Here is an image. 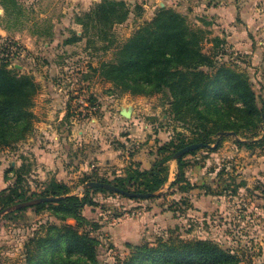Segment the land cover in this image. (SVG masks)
Segmentation results:
<instances>
[{"label": "rangeland", "instance_id": "obj_1", "mask_svg": "<svg viewBox=\"0 0 264 264\" xmlns=\"http://www.w3.org/2000/svg\"><path fill=\"white\" fill-rule=\"evenodd\" d=\"M14 1L17 4L7 3L8 14L0 6V27L8 32L0 35V54L10 51V59L0 55V62L8 63L9 67L24 65V69H17L32 75L39 88L41 82L55 83V79L69 86L61 90L71 104L67 110L77 116L78 122L83 120L88 124L89 133L78 142L69 141L67 131L69 133L71 127L62 123L55 140V100L50 108L52 119L44 120L51 123L49 134L35 127L41 119L34 113L36 119L31 134L12 147L0 149V191L14 184L16 169L23 165L22 186L27 194L39 192L46 182L56 179L70 186L73 194L82 196L84 175L112 179L129 165L127 162L149 168L162 144L197 137L191 123L173 119L165 94L124 93L90 69L89 66L95 67L112 58L114 50L102 47L107 42L97 43L91 51L86 48V40L64 43L81 30L73 20L74 15L89 10L95 2L87 10L82 6L76 10L71 6L76 2L71 0ZM124 1L132 12L125 22L113 27L116 44L124 42L139 26L150 21L158 8H172L183 14L191 27L208 32L204 51L224 53L218 60L245 72L259 97V104L264 103V57L233 50L228 41L220 37L223 43L214 49L211 41L215 37L214 30L200 25L199 16L191 9L193 0ZM176 5L180 6L178 10ZM17 33L20 37L15 38ZM23 34L31 35L30 39ZM78 84L77 89L71 87ZM79 95H85L90 104L98 106L95 114L77 113L86 110L82 106L79 110L74 100ZM121 106L135 109V116L127 119L119 115ZM261 126L257 136L253 129L237 136H221L217 149L199 148L184 157L186 178L192 184L210 186L209 193L193 189L183 194L176 186L168 188L177 172L175 160L168 163V182L160 198L134 200L113 193L92 192L97 205L86 206L84 214L101 225L97 231L101 240L99 260L103 264H118L129 254L127 243L153 244L157 237L172 233L185 239L213 240L238 252L247 264H264V147L248 148L236 143V138L260 137L264 121ZM79 129L80 125L76 128L78 138ZM125 162L126 166L121 167ZM243 180L246 186L239 188L236 194L231 193L233 186ZM51 223H55V218L49 211L36 212L32 207L17 219L0 215V264H23L26 242L42 234Z\"/></svg>", "mask_w": 264, "mask_h": 264}, {"label": "trees", "instance_id": "obj_2", "mask_svg": "<svg viewBox=\"0 0 264 264\" xmlns=\"http://www.w3.org/2000/svg\"><path fill=\"white\" fill-rule=\"evenodd\" d=\"M8 2L17 4L14 0H0V6L7 14ZM131 12L124 0L95 2L89 10L74 15V22L81 26L80 35L75 32L64 43L86 40V48L91 51L97 43L107 42L102 47L114 50L112 58L95 67L89 66L90 69L124 93L165 94L173 119L191 123L197 137L162 144L157 148L158 157L149 168L130 164L123 174L112 179L86 174L81 184L102 181L130 192H159L148 198L157 199L163 196L161 190L168 182V163L174 160L173 155L179 149L192 143L217 149L221 139L219 133L224 131H232L237 136L253 129L255 136L259 135L264 121V103L259 104V97L245 72L218 60L224 53L204 51L208 32L191 27L186 17L172 8H158L150 21L139 26L124 42L116 44L113 27L125 22ZM211 41L214 49L223 43L217 36ZM38 88L32 75L0 62V149L20 143L33 131L34 98ZM213 135L216 136L214 141ZM211 143L216 145L212 147L214 144ZM236 143L248 148L264 147V131L257 139L236 138ZM195 151L175 160L177 172L168 188L176 186L183 194L193 189L210 192V186L192 184L186 178L184 157ZM22 170L23 165L16 169L14 184L0 191V212L13 204L38 197H61L31 206L36 212L49 211L55 223L48 224L42 234L29 238L24 245L23 264H103L98 258L101 240L97 231L101 225L85 216L84 209L97 205L92 192L118 193L96 187L83 189L79 196L73 194L66 183L51 179L39 192L27 194L23 191ZM245 186L246 182L240 181L231 193L236 194ZM28 208L2 215L17 219ZM127 246L129 254L118 264H247L238 252L213 240L185 239L172 233L157 237L153 244L127 243Z\"/></svg>", "mask_w": 264, "mask_h": 264}, {"label": "crops", "instance_id": "obj_3", "mask_svg": "<svg viewBox=\"0 0 264 264\" xmlns=\"http://www.w3.org/2000/svg\"><path fill=\"white\" fill-rule=\"evenodd\" d=\"M71 1L76 2L71 5L72 8L77 10L82 6L83 10H87L93 2H98L100 0ZM175 7L177 10L180 8L179 5ZM64 9V11H66L65 6ZM191 9L199 16L200 25L211 26L214 30L213 35L226 39L231 49L264 57V0H193ZM7 33V29L0 27L1 36H5ZM76 34L80 35V30H77ZM23 36L27 39L31 37V35L28 34H23ZM16 37H20V34L17 33L15 35V38ZM255 40H257V42ZM260 59H262V57H260ZM19 66V68H25L24 65ZM68 87L69 86L56 79L55 83L51 80L40 83L39 92L34 101L33 112L37 115L38 119L41 120L38 121V126L36 125L35 127H38L46 134L51 132V123L44 120L52 119V110L50 108L51 105H53L52 102L55 100V140L58 139L57 137L59 135L58 127L61 126L62 123H65L69 124V127H71L70 132L68 133L67 131L68 140L78 142L80 139H85V136L89 133V126L83 120L82 122H78L77 116L69 113L68 110L71 104L67 102V95L61 92L63 88L66 89ZM71 87L77 89L79 84L72 85ZM53 89H55V92ZM75 89H73V92H76ZM54 96L55 99H53ZM77 97H75V99ZM122 108L123 106L119 108V115ZM132 115L135 116V109L132 111ZM79 125L81 129L77 130L79 134L78 138L76 136V128ZM128 130L131 131V128ZM131 160L139 161L136 158H132ZM128 164L130 165V162H127V165ZM125 166L126 162L122 164L121 167ZM125 168L119 170L120 173L116 175L123 174Z\"/></svg>", "mask_w": 264, "mask_h": 264}, {"label": "water", "instance_id": "obj_4", "mask_svg": "<svg viewBox=\"0 0 264 264\" xmlns=\"http://www.w3.org/2000/svg\"><path fill=\"white\" fill-rule=\"evenodd\" d=\"M19 67H20L19 65L15 64V68H19ZM120 115L123 116L124 118H127V119L130 118L132 115V108L130 106L123 107L120 110ZM263 116H264V114H263ZM219 136H235V133L232 131H224V132H220ZM215 145L216 144H214L212 147H214ZM203 147H205V144H203V143H192V144L186 145L183 148L179 149L173 155V159L176 160V159L182 157L183 155L189 153L190 151L197 150V149L203 148ZM96 187L106 188L107 190L114 191V192H116L120 195H124L128 198H150V197H154V196L159 194V192H156V193L130 192V191L120 189L113 184L102 182V181H90V182H87L83 185V189H85V188H96ZM60 198L61 197L57 198V197H53V196H47V197L34 198L32 200H28V201H24V202H19V203L13 204V205L3 209L0 212V215L7 213V212H10V211L19 210V209L26 208V207H31V206H34V205L39 204V203L55 201V200L60 199Z\"/></svg>", "mask_w": 264, "mask_h": 264}, {"label": "built area", "instance_id": "obj_5", "mask_svg": "<svg viewBox=\"0 0 264 264\" xmlns=\"http://www.w3.org/2000/svg\"><path fill=\"white\" fill-rule=\"evenodd\" d=\"M2 57H10V51H2L0 54ZM10 59V58H9ZM76 104L79 106V110L81 109L80 107L82 106L86 110H82V112L77 111L78 114H82L83 116L85 115V112L89 114H95L97 112L98 106L96 104H90L89 100L85 97V95H79L76 99ZM88 107V108H87Z\"/></svg>", "mask_w": 264, "mask_h": 264}]
</instances>
